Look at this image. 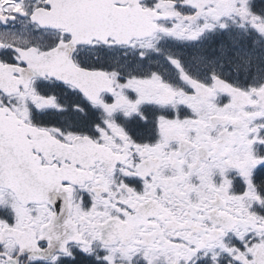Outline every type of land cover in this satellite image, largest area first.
<instances>
[{"label": "snow or ice", "instance_id": "obj_1", "mask_svg": "<svg viewBox=\"0 0 264 264\" xmlns=\"http://www.w3.org/2000/svg\"><path fill=\"white\" fill-rule=\"evenodd\" d=\"M0 264H264V0H0Z\"/></svg>", "mask_w": 264, "mask_h": 264}]
</instances>
